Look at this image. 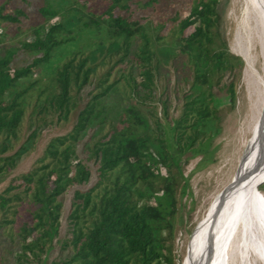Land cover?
Returning a JSON list of instances; mask_svg holds the SVG:
<instances>
[{"label": "trees", "instance_id": "1", "mask_svg": "<svg viewBox=\"0 0 264 264\" xmlns=\"http://www.w3.org/2000/svg\"><path fill=\"white\" fill-rule=\"evenodd\" d=\"M220 1L0 4V181L37 134L34 128L19 150L6 154L19 139L30 92L47 80L34 104L37 122L68 121L83 90L111 64L72 129L52 138L37 165L0 192V246L13 264H46L55 241L60 253L50 264H178L172 250L181 222L178 193L189 187L182 157L200 155L198 168L214 162L216 91L225 90L235 105L244 66L219 33ZM168 65L176 91L181 83L190 87L177 118L170 115ZM162 75L167 85L158 116L152 103ZM122 82L129 99L110 123L103 100ZM94 175L93 185L74 190L62 237L66 193Z\"/></svg>", "mask_w": 264, "mask_h": 264}, {"label": "rangeland", "instance_id": "2", "mask_svg": "<svg viewBox=\"0 0 264 264\" xmlns=\"http://www.w3.org/2000/svg\"><path fill=\"white\" fill-rule=\"evenodd\" d=\"M5 1L10 2V4H12L13 6H24L22 0H0V4ZM217 12L219 15V33L223 40L227 42L230 52L237 56L240 55L238 54L240 51H238V48L236 46V35L238 31L241 32L242 30V36L245 37L248 41L250 40L251 42L253 41L255 43L256 52H252L251 50V57L255 62V66L253 67V69L257 72L258 75L263 74L262 58L260 57V46L258 45L259 39L256 38L257 31L261 32V30L255 28L254 24L251 22L247 23V21H245L244 24H242L241 20H239L240 16H236V13H233L234 6H231V0H221L218 5ZM31 37L29 36L30 39ZM256 39L258 41H255ZM241 58L243 59V61H245L243 57ZM110 65L111 64H108L105 67L100 68L93 84L83 90L78 102V106L71 113L68 121L57 122L56 117H49L47 123L42 124L37 122L38 119H36V114L34 113V104L38 99L37 97L41 86L43 87V85L45 86L46 83L48 84L47 80H44L39 88L34 89L30 92L27 99L28 104L26 108V115L20 127L19 139L14 142V147L6 154L11 155L19 150L20 147L27 142L31 131L34 128L37 129V134L31 141H29L27 151L22 154L16 167L12 169L3 180L0 181V192L4 190V188L14 177L19 176L21 173L27 172L37 165L38 159L43 156L44 150L48 142L52 138L59 135H64L72 129L77 120L79 111L84 107L85 103L90 98L89 92L94 89L97 79L107 71ZM245 65L246 64L244 62L241 76L236 83L237 97L235 105H232V103L228 100V96L225 90L216 91V96L220 100L216 125L217 127H220V131L215 134L212 140L211 148H216L214 162L204 167L198 168V163L201 160L200 155L191 158L188 161H185L187 158L186 155L182 157V171L184 175L189 178V187L187 189L188 192L186 195L181 196V186L179 187L178 193L180 207L179 218L181 219V222L176 225L175 237L172 244V250L175 254V259L178 264H188V262L192 257H194V255L197 256V249L202 245V241L205 237L204 229L199 232L197 231L200 220L205 215L213 198L219 192V189H221V187H223V185L228 180L227 164L229 163L231 157L235 155V153L239 149L241 142L245 136V132L247 133L248 129L246 123L250 122L251 118H253L256 113L255 102L257 96L255 91H253V87H250V84H252L249 79L250 77H244L243 70L245 68ZM167 67L169 68L171 79L170 86L172 108L170 109V115L171 117L177 118L182 111V105L184 102L182 96L190 87L187 83H181L178 93L176 91L175 69L173 66L168 65ZM257 74L255 73L256 76ZM166 85L167 79L165 75H162L157 79L156 96L152 105L156 107L158 116H162V108L161 104L158 102V97L164 92ZM128 99L129 90L122 82L117 92L112 93L111 96L103 100V104L106 105V108L108 110V121L110 123H114L116 121V113L121 107H124L127 104ZM95 181L96 176L94 175L88 185L80 187L72 186L66 193L64 197V211L62 215L61 225L62 237L65 236L67 232L66 217L69 213L71 197L74 190H85L93 185ZM7 231L13 233L15 231V228H9L7 229ZM54 243L55 244L53 248L46 257V264H50L51 261L60 253V246L56 243V241ZM5 247L7 246L5 245ZM231 249L232 250L230 251L229 255L230 264H240L239 252L235 248ZM252 261L253 264H261V262L259 260H256L255 258H253ZM0 264H13V260H11V257L8 254V249L3 248L2 246H0Z\"/></svg>", "mask_w": 264, "mask_h": 264}, {"label": "bare ground", "instance_id": "3", "mask_svg": "<svg viewBox=\"0 0 264 264\" xmlns=\"http://www.w3.org/2000/svg\"><path fill=\"white\" fill-rule=\"evenodd\" d=\"M231 6L242 24L251 22L261 30L255 41L260 46L263 74L253 69L255 43L238 31L236 46L245 60L244 77H250L257 96L256 113L246 123L247 133L227 164L228 180L200 220L197 231L204 229L205 237L188 264H230L231 248L239 252L240 264H253V258L264 264V193L259 189L264 182V0H231Z\"/></svg>", "mask_w": 264, "mask_h": 264}]
</instances>
